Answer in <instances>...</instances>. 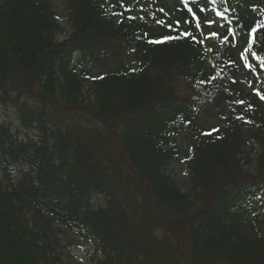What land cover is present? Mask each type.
Masks as SVG:
<instances>
[{
	"label": "trees",
	"instance_id": "trees-1",
	"mask_svg": "<svg viewBox=\"0 0 264 264\" xmlns=\"http://www.w3.org/2000/svg\"><path fill=\"white\" fill-rule=\"evenodd\" d=\"M58 1L0 0V264H264V0Z\"/></svg>",
	"mask_w": 264,
	"mask_h": 264
},
{
	"label": "rangeland",
	"instance_id": "rangeland-1",
	"mask_svg": "<svg viewBox=\"0 0 264 264\" xmlns=\"http://www.w3.org/2000/svg\"><path fill=\"white\" fill-rule=\"evenodd\" d=\"M59 7H60V19L59 23L61 26V31L58 34V41L62 43L63 41L67 40V37L72 32L71 24L68 22L66 17L64 16V5L63 1H59ZM80 53H77L75 55V61L79 60ZM89 85V84H87ZM84 96L86 99V102L93 100V94L92 90L89 88V86L86 87ZM2 123H12L14 127L19 126V121L17 118L16 110L8 107L7 105H3L0 103V124ZM35 135V133H34ZM188 158H190V154L186 156V154H182L177 162H174L169 168L167 173L177 182H179L181 185L186 186L189 181L190 173L188 170ZM74 256L76 259L81 262L82 264H90V256L93 253V246L90 244L89 246L85 247H77L72 250Z\"/></svg>",
	"mask_w": 264,
	"mask_h": 264
},
{
	"label": "snow or ice",
	"instance_id": "snow-or-ice-1",
	"mask_svg": "<svg viewBox=\"0 0 264 264\" xmlns=\"http://www.w3.org/2000/svg\"><path fill=\"white\" fill-rule=\"evenodd\" d=\"M213 35H216V33H213ZM171 39H175L174 37H165L163 40H154V41H149L150 43L153 44H158V43H163L164 40H171ZM262 99H264V96L261 97ZM241 103H243V101H241Z\"/></svg>",
	"mask_w": 264,
	"mask_h": 264
}]
</instances>
